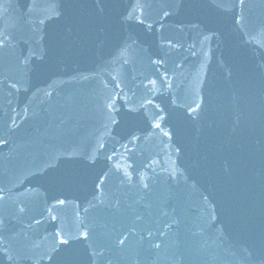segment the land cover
I'll list each match as a JSON object with an SVG mask.
<instances>
[{
    "label": "water",
    "instance_id": "1",
    "mask_svg": "<svg viewBox=\"0 0 264 264\" xmlns=\"http://www.w3.org/2000/svg\"><path fill=\"white\" fill-rule=\"evenodd\" d=\"M0 264H264V0H0Z\"/></svg>",
    "mask_w": 264,
    "mask_h": 264
},
{
    "label": "snow or ice",
    "instance_id": "2",
    "mask_svg": "<svg viewBox=\"0 0 264 264\" xmlns=\"http://www.w3.org/2000/svg\"><path fill=\"white\" fill-rule=\"evenodd\" d=\"M61 203H63V201H61Z\"/></svg>",
    "mask_w": 264,
    "mask_h": 264
}]
</instances>
